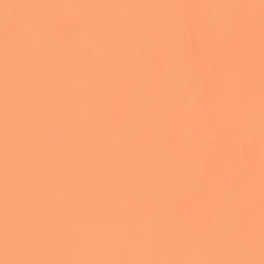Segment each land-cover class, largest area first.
Returning a JSON list of instances; mask_svg holds the SVG:
<instances>
[{
	"label": "snow or ice",
	"instance_id": "1",
	"mask_svg": "<svg viewBox=\"0 0 264 264\" xmlns=\"http://www.w3.org/2000/svg\"><path fill=\"white\" fill-rule=\"evenodd\" d=\"M0 264H264V0H0Z\"/></svg>",
	"mask_w": 264,
	"mask_h": 264
}]
</instances>
